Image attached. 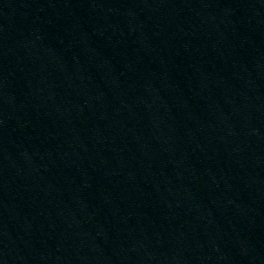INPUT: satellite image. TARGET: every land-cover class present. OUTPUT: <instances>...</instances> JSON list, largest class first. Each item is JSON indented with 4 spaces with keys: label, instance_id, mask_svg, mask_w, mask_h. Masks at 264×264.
Returning a JSON list of instances; mask_svg holds the SVG:
<instances>
[{
    "label": "water",
    "instance_id": "1",
    "mask_svg": "<svg viewBox=\"0 0 264 264\" xmlns=\"http://www.w3.org/2000/svg\"><path fill=\"white\" fill-rule=\"evenodd\" d=\"M0 264H264V0H0Z\"/></svg>",
    "mask_w": 264,
    "mask_h": 264
}]
</instances>
